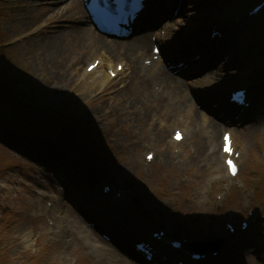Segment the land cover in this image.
Masks as SVG:
<instances>
[{"label": "rangeland", "instance_id": "rangeland-1", "mask_svg": "<svg viewBox=\"0 0 264 264\" xmlns=\"http://www.w3.org/2000/svg\"><path fill=\"white\" fill-rule=\"evenodd\" d=\"M45 1L50 5L56 0ZM190 1L182 22L175 21L178 14H173L176 9L171 7L173 24L179 29L175 41L189 45L194 38L203 36L202 43L208 34L201 32L215 25L224 32V45L229 44L232 53L212 55L213 58L209 57L212 61L200 57L185 72L166 70L173 78L188 79L190 84L232 57L222 72L224 80L215 79L211 85L200 83L197 91L191 86L190 96L195 99L198 111L211 120L220 121L215 132L218 151L221 133L230 132L240 152L239 173L235 177L227 175L221 159V171L213 164L207 127H197L192 137L183 143H170L174 129L185 136L184 123L180 117L169 118L154 101L138 100L137 104H125L122 112L116 111L119 93L127 89L123 88V78L111 77L106 87L98 84L91 90L80 88L86 81L84 72H91L86 71L87 65L99 61L98 52L89 53L85 43L79 44L69 33L59 38L58 45H49L43 41V36L50 35L54 27H48L49 22H45V27L44 23L40 25L46 13L36 5L37 1L0 0V29L6 47L4 62L9 63L10 70L21 79L20 87L25 89V95L12 94L20 104L40 114L29 113L19 105L13 117L12 112L9 116L6 111L1 113V117H5L0 127L2 262L139 264L132 250L126 252L125 248L131 249L135 241L148 240L151 230L161 227L177 236L188 235L192 243L220 234L219 252L199 264H264V244L261 243L264 242V72L259 68L260 57L253 55L259 42L254 37L247 42L243 31L238 32L237 40L227 33L229 28L236 29L237 23H245L242 14L249 8L237 12L226 9L229 6L223 1L220 8L213 0L205 7L199 2L193 7ZM204 9L209 14H204ZM66 25L61 27L67 28ZM159 25L160 22L146 25L143 30L155 29L163 38ZM190 49L203 50L194 46L185 53L182 49L173 52V63L177 64L181 59L178 56L183 54L191 59L193 51ZM151 53L149 47L147 56L141 59L143 63L151 60ZM111 59V69L119 72L118 66L124 67L123 59ZM192 68L198 70L191 74L188 70ZM238 87L248 91L247 100L251 101L245 111L248 116L228 122L236 114L226 109L227 92ZM104 89L116 93L95 99ZM197 93L205 100L198 102ZM218 100L223 104L219 106ZM159 104L173 105L168 96ZM204 104L215 106L218 114L206 109ZM96 106L98 111L91 113L90 109ZM47 109L57 110L55 116L61 129L56 136L49 123H44V117L55 118ZM224 111L227 116L221 118ZM239 125L250 129L247 136L235 132ZM159 129L164 132L165 140L156 144L152 137ZM149 152L165 153L168 160L158 156L147 161L145 154ZM214 179L217 180L212 184ZM106 184L114 186V191L121 189L120 197L113 198L112 194L106 196L107 200H101L99 194ZM248 212L256 219L242 231L240 222L252 218ZM226 218L236 229L231 235L223 230ZM98 234L102 236L99 237L101 243L94 241L93 235ZM124 235L128 237L126 242L120 239ZM257 242L263 247H256ZM177 252H169L167 261L174 263L180 259L183 251Z\"/></svg>", "mask_w": 264, "mask_h": 264}, {"label": "bare ground", "instance_id": "bare-ground-1", "mask_svg": "<svg viewBox=\"0 0 264 264\" xmlns=\"http://www.w3.org/2000/svg\"><path fill=\"white\" fill-rule=\"evenodd\" d=\"M37 2L36 5H39L40 8H44L46 17L43 22L40 23L42 26H46V24L49 22L48 27H54L52 30V33L50 35L43 36V41L47 42L49 45L50 43H56L58 45L59 38L63 36L65 33L72 34L76 37V40L79 41V44L85 43L84 46L86 50L88 49V52H98L99 54V61L97 65L91 70L90 73H84L83 77L85 78V82L81 85V89H92L93 87H96L98 84H105L104 87H106L107 83L110 82L111 77L108 72V70L113 71L111 68V64L113 63V59H123L124 67L121 68L119 72L115 73V77L123 78V88H127L126 90L122 89V92L119 93L120 97L117 99L116 103V111L122 112L124 110L125 104L132 103L137 104L140 100L142 102L150 103L151 101H154L156 104H158V109L162 111L165 115H168L169 118H178L182 120L184 123V130H185V136L180 140L179 143H183L185 140L192 137V134L196 128H202L207 127L209 130V138H208V147L211 150L210 155L213 156V164L215 167L218 168L219 171L222 170L221 162L223 163V158L225 157L224 154L220 152L221 148V142L219 145V151L216 149V140H215V132L219 129L220 121L211 120L209 116H206L198 111L195 107L193 96H190V87L192 86L197 91L198 88L196 87L200 83H206V84H212L213 80H224V69L228 66V62L231 61V56L227 57L222 61V64H216L215 67L212 69H209L206 71V74H202L201 78H196L197 80H193L192 83H188V79H182L179 78H173L169 72H167L166 67L160 63L159 58L164 56L166 61H169V65L172 63L173 52L181 51L180 49L184 50L185 53L189 48H193L194 46L198 48H203V50L195 49L198 55L200 57H208L210 61H212L209 57H217L221 55H229L232 52L227 47H225V38H224V32L219 31L221 33L220 36L214 35L210 36L211 33H207L206 35V41L204 40L202 43L203 36H200L199 38H194L192 42L189 45L185 43L183 45H180L182 42L177 43L175 39L178 36L179 29H176V25L173 24V18H171V7L176 9V14H178L175 18V21L177 19L179 21H185V7H188L187 5L188 0H149L145 4L144 10L139 14L138 19L134 21L133 28L139 29V27H145L147 24L154 25L156 23L160 22L159 30H163V38L160 35V33L156 30H153L152 32L144 31L143 33H140L139 35H134L132 39L130 40H113L110 38H105L99 33H97L92 26L89 24V19L85 11V7L83 4V0H56L52 1L50 5H47V2L45 0H42L41 2H38V0H35ZM215 1L216 5L220 8L222 5L217 1ZM57 2V3H56ZM202 4V6H207L209 3L211 4L212 1L210 0H191L190 4L193 7L197 6V3ZM56 3V4H55ZM187 5V6H186ZM226 9H235L233 6L228 7ZM168 10V12H167ZM204 14L207 13V10L204 9ZM209 11V10H208ZM233 12V11H232ZM174 13V11L172 12ZM181 18H178L180 16ZM244 16V17H243ZM34 17V16H33ZM32 19H36L33 18ZM187 17V16H186ZM243 18H247L246 14H242ZM51 21H48L50 20ZM141 19V22H138V20ZM244 19V20H245ZM46 22V24H45ZM61 22H64L63 24ZM67 23V28H62L61 26L65 25ZM199 24L204 22H196ZM207 24V23H206ZM236 29H230L228 30V34L232 39H236L238 37V32L241 31L244 27V23L236 24L234 25ZM202 34V32H201ZM151 36L154 37L152 40ZM210 37V38H209ZM209 38V39H208ZM181 38L178 39V42ZM156 43H159L162 48V52H160V56L157 59H151L149 64H144L141 60L142 57L147 56L148 48H153V45ZM215 44V46H214ZM210 46H213V49H211ZM187 49H186V48ZM210 47V48H209ZM178 48V49H177ZM180 48V49H179ZM209 48V49H208ZM228 48V49H227ZM63 50V48H62ZM175 50V51H174ZM60 52V50L58 49ZM64 51V50H63ZM193 51V50H189ZM195 51L194 55H196ZM211 51V53H210ZM214 51V52H213ZM53 52V51H52ZM153 56V53H151V58ZM172 57V58H171ZM178 57H181V61L183 62L182 66H174L173 69L179 72H185L187 68H190L193 62H196L198 59L186 58L185 55H179ZM212 57V58H213ZM146 58V57H145ZM223 59V58H221ZM208 62V61H207ZM119 62L115 63V66ZM65 64V67L68 68ZM205 65L202 64L201 67L203 68ZM71 69V67H69ZM57 70V69H56ZM198 68H192L191 70H188L189 73H193L197 71ZM60 71V74H62V69L58 70ZM71 72V71H70ZM59 73V72H58ZM175 77V76H174ZM106 89V88H105ZM104 92H98L95 95V99L97 97H110L116 92L106 91ZM107 90V89H106ZM194 91L192 93H194ZM197 95H200L197 99L198 102H202L204 99V96L201 97L200 93H197ZM164 96H168L169 100L171 101V106H162L159 104L160 102H163ZM122 98V99H121ZM201 98V101H200ZM168 100V99H167ZM219 102V103H218ZM216 103L220 106L223 103H221L219 100ZM204 107L208 109L209 111H212L214 114H218L217 108L214 107H208L207 104H204ZM239 108L241 106H238ZM98 111V106L94 107L93 109H90V112L93 113L94 111ZM247 109H243V113L239 114V116L245 117L248 116L247 112L245 113ZM223 114V115H221ZM220 114L221 118L227 116V112H222ZM227 122V121H224ZM228 122H234L232 119V116L230 117ZM232 125V124H231ZM236 126V125H235ZM250 129H248L245 126L239 125L235 128V132L241 136H247V133ZM192 131V132H191ZM156 136H153V142L158 144V142L161 143L162 139L164 138V132L162 129H159L156 132ZM173 134V131L171 135ZM202 139V138H201ZM165 140V139H163ZM204 140V139H202ZM170 143H175L172 139L170 140ZM200 146V145H199ZM200 150L203 152V150L200 148ZM162 157L164 161L168 160L167 154L160 153L159 155L155 154L153 155V160H155L157 157ZM237 163V161H236ZM239 164V162H238ZM237 164V165H238ZM224 166V164H223ZM239 167V165H238ZM225 168V166H224ZM226 170V168H225ZM239 173V170L237 171V174ZM236 174V175H237ZM217 179L214 180L213 183L216 182ZM212 183V184H213ZM205 185H207L205 181ZM101 200H107L105 197H100ZM98 201L99 199H96ZM114 210V209H113ZM77 221V220H76ZM79 224V222H77ZM81 224V223H80ZM86 231L87 229L84 228ZM89 232L92 234V230L89 229ZM138 232V231H137ZM94 241L101 243L102 240L99 238L100 235H93ZM122 241H128V237L124 235L122 238H120ZM163 239V238H162ZM162 239L160 241H162ZM150 243L153 245V248L155 249L156 255L159 253L165 254L166 248L162 245L161 242L156 241L155 239L151 238L149 239ZM256 247H263V245L260 242H257ZM126 252H134L133 248L127 249L125 248ZM135 256H139L136 255Z\"/></svg>", "mask_w": 264, "mask_h": 264}, {"label": "trees", "instance_id": "trees-1", "mask_svg": "<svg viewBox=\"0 0 264 264\" xmlns=\"http://www.w3.org/2000/svg\"><path fill=\"white\" fill-rule=\"evenodd\" d=\"M218 1L219 3L223 1L226 7L233 6L235 9H237V12H240L250 7L259 0H218ZM241 31L244 32L243 37L246 38L245 40L247 42L248 41L251 42L254 38L255 40L257 39V43L259 42V47H257L256 50L253 49V51H255L253 55L260 57L262 61L261 62L262 66L260 65L259 68L262 67L261 70H263L264 69V8L256 16L248 18L245 21L244 27L243 29H241ZM3 42H4V38L2 36V31L0 29V127L2 126L3 121L5 120V117H1V113L3 111H6L7 115L8 114L11 115V113L9 112H12V117H13V113L16 109H18L17 108L18 105L24 110L27 109L24 105L20 104L19 100H17V98L12 94L16 92L19 95H25V89L20 87L21 79H18L15 73H13V71L10 70L11 67L9 63L7 64L6 62H4V51L6 47L4 46ZM5 102H8V104H6ZM26 111L33 114H38L40 116L39 113L29 108ZM16 119L17 117L15 118V120ZM44 119H45L44 123H49V125L51 126V132L56 133L54 135L56 136L59 133V130L61 129L58 121L55 120L54 118L51 119L44 117ZM44 123L42 125H45ZM40 126L41 125L39 124V127ZM39 130L44 131L43 129L40 128ZM1 254H2V250H0V255ZM0 264H5L4 262H2L1 256H0Z\"/></svg>", "mask_w": 264, "mask_h": 264}, {"label": "water", "instance_id": "water-1", "mask_svg": "<svg viewBox=\"0 0 264 264\" xmlns=\"http://www.w3.org/2000/svg\"><path fill=\"white\" fill-rule=\"evenodd\" d=\"M49 110V109H48ZM49 111H51V112H56L57 110H53V109H51V110H49ZM184 236H187V235H184ZM208 245L206 244V245H199V244H190L189 246H188V248L190 249V250H192V251H196V252H204L205 251V248L207 249L208 247H207ZM210 247V246H209Z\"/></svg>", "mask_w": 264, "mask_h": 264}, {"label": "snow or ice", "instance_id": "snow-or-ice-1", "mask_svg": "<svg viewBox=\"0 0 264 264\" xmlns=\"http://www.w3.org/2000/svg\"><path fill=\"white\" fill-rule=\"evenodd\" d=\"M176 138H177V139H180L179 134H177ZM225 141H226V144H225V151H226V152H230L231 149H230V145H229V143H228V138H227V137H225ZM149 159H151V157H149ZM227 163H228V165H229L230 170L233 172V174H235V166L232 164V161L229 160V161H227Z\"/></svg>", "mask_w": 264, "mask_h": 264}]
</instances>
